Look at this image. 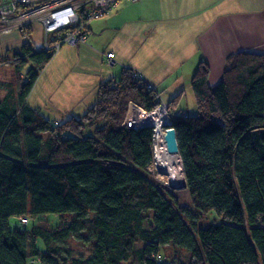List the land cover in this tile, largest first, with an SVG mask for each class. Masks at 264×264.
I'll return each instance as SVG.
<instances>
[{"label": "trees", "instance_id": "16d2710c", "mask_svg": "<svg viewBox=\"0 0 264 264\" xmlns=\"http://www.w3.org/2000/svg\"><path fill=\"white\" fill-rule=\"evenodd\" d=\"M52 57L28 41L11 55L16 76L29 67L16 97L0 99V264H120L134 255L139 264H264V54L228 56L214 87L200 61L190 81L194 115L177 112L181 93L167 101L182 205L148 169L152 130L123 124L128 101L153 110L155 95L123 68L98 84L81 122L54 125L26 103ZM21 216L36 221L19 226ZM71 237L86 239L84 255ZM166 245L175 249L170 261L159 259Z\"/></svg>", "mask_w": 264, "mask_h": 264}, {"label": "crops", "instance_id": "0c3cea01", "mask_svg": "<svg viewBox=\"0 0 264 264\" xmlns=\"http://www.w3.org/2000/svg\"><path fill=\"white\" fill-rule=\"evenodd\" d=\"M144 1L148 0L139 5ZM168 6V0L152 3L151 18H147L131 9L137 7L135 4L129 5L123 21L116 23V29L106 38L101 34L110 28L108 21L98 27L90 24L86 44H64L52 57L61 58L63 46H70L64 53L75 58H61L58 65L41 70L26 103L50 121L77 118L96 101L101 81L117 79L123 68H130L140 70L169 100L181 93L177 112L185 113L188 109L180 107L181 102L186 93L191 95L190 81L200 61L207 63L208 82L214 87L222 79L228 56L240 51L264 54V0H171L170 14L166 13ZM146 9L148 12L149 3ZM158 12L161 15L155 16ZM110 15L104 18L110 21ZM171 29L177 31L167 34ZM93 30H97L95 42L106 45L91 52L87 42ZM41 40L39 24L29 36L0 29V58L10 60L26 41L38 51ZM108 51L114 52L116 59L110 66L103 55ZM10 64L1 66L12 67Z\"/></svg>", "mask_w": 264, "mask_h": 264}, {"label": "built area", "instance_id": "2783aa9c", "mask_svg": "<svg viewBox=\"0 0 264 264\" xmlns=\"http://www.w3.org/2000/svg\"><path fill=\"white\" fill-rule=\"evenodd\" d=\"M122 1L136 0H0V29L5 33L16 31L23 36H29L33 25L39 24L42 28L40 50L50 51L55 55L64 44L74 46L78 43H85L90 22L109 15ZM103 55L107 65L116 63L114 52L108 51ZM131 73L148 89L154 91L152 93L158 101V107L148 111L132 102L130 106L132 105L131 107L135 110L134 116H131L129 122L124 119L123 123L136 129L145 126L152 127L149 120L156 110L163 111L167 121L170 122L167 103L163 100L159 90L145 78L140 70L131 69ZM151 130L152 162L148 169L155 168L156 170V149L165 143V129L163 127L162 130H156L152 127ZM26 224H28L26 216L18 218L19 226Z\"/></svg>", "mask_w": 264, "mask_h": 264}, {"label": "rangeland", "instance_id": "374dc122", "mask_svg": "<svg viewBox=\"0 0 264 264\" xmlns=\"http://www.w3.org/2000/svg\"><path fill=\"white\" fill-rule=\"evenodd\" d=\"M141 1L143 0H136V1H133V2H128V3H124L123 1L118 5V7L116 8V10L114 9L109 15L113 17V19H110L109 21V18H104L103 20H99V21H92L90 22L91 26H93V24H96V26H100L103 24L104 21H108L110 24V28H106L101 36L103 38H106L108 37L112 32H113V29H116V23H121L124 19V16L126 15L127 11H128V8L129 5H133L135 4L137 7L135 8H131L135 13H137V11L144 17L146 15L147 18H151L150 17V6L152 5V3H154V5L157 4V2L159 0H148V1H144L141 5H139L141 3ZM149 3V10L147 12V4ZM168 3H169V6L166 8V13L167 14H170L171 13V10H172V7H171V0H168ZM161 7V5H160ZM161 15V12H158L155 14V16H159ZM111 17V18H112ZM102 19V18H101ZM107 22V23H108ZM166 26H170V24H166ZM35 25H33L32 27V31L34 29ZM164 26H162L163 28ZM172 27V26H171ZM170 27V28H171ZM31 31V32H32ZM94 32L92 34L89 35V39H88V47H89V50H101L103 49V46L106 45L104 42H100V43H97L95 42L96 39H93V38H96L95 34H97V30H93ZM177 30L175 29H171L167 34H171L173 32H175ZM101 32V30H100ZM88 30H87V33H86V40H87V35H88ZM31 34V33H30ZM86 44V43H84ZM70 46H63V48L61 49V53L59 56L63 55L61 58H64V59H68V60H73L75 57L73 56H68L66 53H64ZM38 51H41L40 49ZM93 52V51H91ZM64 53V54H63ZM80 53V56L83 57V48L80 49L79 51ZM89 56V54H86ZM54 56V55H53ZM58 56V58H59ZM11 58V57H10ZM59 58V59H61ZM59 59H51V60H54L51 62V60L45 65V68H52L53 66L55 65H58V62H59ZM8 62L7 64H10L12 67H6V66H1L2 64H0V99L2 98L1 96H4V95H10L11 97H16V91H17V86L19 83H22V82H26L28 80V76H26L25 72L26 70L28 69L29 65H27L25 67V70L21 71V73L16 76L15 74V71H14V67H13V61L10 59H7ZM11 61V62H10ZM5 64V63H3ZM13 68V69H12ZM173 77H175L173 75ZM39 80L37 79L36 82H38ZM153 84V83H152ZM144 85V84H143ZM155 85V84H153ZM145 88L151 92L154 93L153 90L151 89H148L146 85H144ZM156 88H158L156 85H155ZM159 89V88H158ZM159 92L161 93L162 95V98L163 100L167 103V108H168V97L167 95H163L162 94V91H160L159 89ZM130 103L132 102H129L127 103V106H126V112H125V120L127 122H129V120L131 119V116H134V113L135 110L130 106ZM94 104V103H93ZM92 104V105H93ZM91 105V106H92ZM50 106V105H49ZM90 106V107H91ZM139 106V105H137ZM88 107L87 110L90 108ZM142 107V106H141ZM158 107V106H157ZM156 107V108H157ZM180 107H183L185 109H188L186 110L187 112H185L186 114H189V115H194L196 114L197 110H196V103H195V100H194V96L191 92V95H188L186 93V95L183 97L182 99V102H181V106ZM144 108V107H143ZM155 108V109H156ZM194 108V109H193ZM145 109V108H144ZM153 109V110H155ZM87 110L85 112H87ZM147 110V109H146ZM148 111H152V110H148ZM85 114V113H84ZM83 114V115H84ZM168 114H169V117H170V112L168 111ZM83 115L82 116H79L77 118L75 117H71V118H68V119H75V120H79L80 122L83 120ZM68 119H62L60 122L57 121V123H62ZM124 120V121H125ZM74 123H72L70 125V127L73 125ZM124 124V123H123ZM145 127H148V126H145ZM143 128V127H142ZM150 129H152V127H148ZM165 129V128H164ZM84 130L88 133H90L92 131V129L90 130V127H88L87 125L84 127ZM149 170L151 171V176L152 178H154L156 181H160L157 177V172L155 170V168H149ZM161 183H163L165 185L164 182L160 181ZM168 187V185H166ZM168 188H171V187H168ZM171 190L174 192V194H176L178 196V199H179V202L180 204H186L188 203V197H187V192H186V189L184 187H179V188H171ZM28 218V217H27ZM39 219H43V220H46L48 221L49 224H60L61 222H63L62 218H58L56 215L54 214H43V215H40L38 216ZM14 219H12L11 223L13 224L14 223ZM36 219H32V220H29L28 218V226L31 224V223H35ZM206 221L205 219V215L203 217V220L200 221L201 224H204ZM52 227V226H51ZM86 241V239H78V238H75V237H71L68 241L69 245L75 250V253L76 255L78 256H82L86 253L87 251V247L88 245H85L84 242ZM144 244L143 242L141 241H138L136 243V248H139V247H142ZM174 252H175V249L173 247H171L170 245H166V246H162L159 250V259L162 260V261H170L172 259V255H174ZM176 256L179 258V259H184L186 254H184L183 251L181 250H178L177 251V254ZM120 264H139L136 256L134 255L133 257H131L128 261H123L121 262Z\"/></svg>", "mask_w": 264, "mask_h": 264}, {"label": "bare ground", "instance_id": "6f19581e", "mask_svg": "<svg viewBox=\"0 0 264 264\" xmlns=\"http://www.w3.org/2000/svg\"><path fill=\"white\" fill-rule=\"evenodd\" d=\"M149 122L152 127L156 128V130H162V128L168 123L165 113L161 110L154 111ZM55 124H57V122H54V125ZM155 166L157 177L160 181L164 182L171 188H179L183 186L185 179L179 153H169L165 143L158 146L156 149Z\"/></svg>", "mask_w": 264, "mask_h": 264}, {"label": "water", "instance_id": "95a60500", "mask_svg": "<svg viewBox=\"0 0 264 264\" xmlns=\"http://www.w3.org/2000/svg\"><path fill=\"white\" fill-rule=\"evenodd\" d=\"M164 128H165L164 140H165V145H166L167 151L169 153H178L176 133H175V129L171 126V121L168 122L164 126ZM182 171H183V169H182ZM168 187H170V186H168ZM181 187L186 188V183L184 182L183 186H181Z\"/></svg>", "mask_w": 264, "mask_h": 264}]
</instances>
